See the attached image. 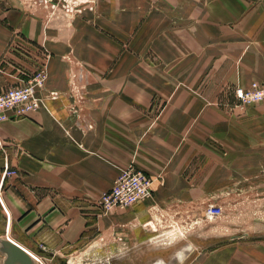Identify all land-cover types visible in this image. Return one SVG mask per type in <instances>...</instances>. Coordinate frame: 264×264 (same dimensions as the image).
I'll return each mask as SVG.
<instances>
[{
    "label": "crops",
    "instance_id": "crops-1",
    "mask_svg": "<svg viewBox=\"0 0 264 264\" xmlns=\"http://www.w3.org/2000/svg\"><path fill=\"white\" fill-rule=\"evenodd\" d=\"M41 68L40 107L0 122V236L40 260L129 264L205 224L208 205L223 216V198L264 202V103L233 94L264 82V0H93L73 17L0 0V90ZM130 163L151 196L100 215Z\"/></svg>",
    "mask_w": 264,
    "mask_h": 264
},
{
    "label": "rangeland",
    "instance_id": "rangeland-1",
    "mask_svg": "<svg viewBox=\"0 0 264 264\" xmlns=\"http://www.w3.org/2000/svg\"><path fill=\"white\" fill-rule=\"evenodd\" d=\"M235 101L238 106L236 98ZM260 103L264 101L249 103L244 107ZM259 197L257 193H241L228 199L223 198L218 204L224 207V215L217 219L224 217V220L217 226L207 223L211 220L206 218L207 221L202 222L206 225L195 224L186 226L185 231H176L177 234L181 233L178 236L181 239L170 247L159 246L152 249L151 257H132L127 261L129 264H264V202ZM245 232L249 235L231 238L232 235ZM193 249L201 253L198 256L197 252L190 253ZM40 257L45 264L123 263L119 258L95 259L82 250L71 256L64 255L63 258H49L47 255Z\"/></svg>",
    "mask_w": 264,
    "mask_h": 264
},
{
    "label": "built area",
    "instance_id": "built-area-1",
    "mask_svg": "<svg viewBox=\"0 0 264 264\" xmlns=\"http://www.w3.org/2000/svg\"><path fill=\"white\" fill-rule=\"evenodd\" d=\"M47 7L50 15L62 12L67 17L82 14L92 8L93 0H33ZM45 68H41L20 83L0 90V122L23 117L40 107L42 91L46 80ZM234 97L239 107L249 103L264 101V82H251L248 86L236 85L233 89ZM7 166L3 177L14 174ZM152 194V179L142 170L130 163L115 177L112 186L97 197L100 215H108L122 210L133 203L144 200ZM205 217L216 220L223 214L222 207L208 205L204 210ZM38 260V259H37ZM39 262V260H38Z\"/></svg>",
    "mask_w": 264,
    "mask_h": 264
},
{
    "label": "water",
    "instance_id": "water-1",
    "mask_svg": "<svg viewBox=\"0 0 264 264\" xmlns=\"http://www.w3.org/2000/svg\"><path fill=\"white\" fill-rule=\"evenodd\" d=\"M0 264H41L37 258L8 236H0Z\"/></svg>",
    "mask_w": 264,
    "mask_h": 264
},
{
    "label": "bare ground",
    "instance_id": "bare-ground-1",
    "mask_svg": "<svg viewBox=\"0 0 264 264\" xmlns=\"http://www.w3.org/2000/svg\"><path fill=\"white\" fill-rule=\"evenodd\" d=\"M31 254H33L38 260H39V263H41V264H45L42 260H40V258L37 256V255H35L33 252H31V251H29Z\"/></svg>",
    "mask_w": 264,
    "mask_h": 264
}]
</instances>
